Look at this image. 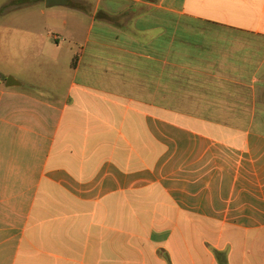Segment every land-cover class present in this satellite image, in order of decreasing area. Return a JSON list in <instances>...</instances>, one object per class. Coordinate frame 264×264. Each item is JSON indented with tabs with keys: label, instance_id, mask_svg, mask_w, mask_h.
I'll list each match as a JSON object with an SVG mask.
<instances>
[{
	"label": "crops",
	"instance_id": "1",
	"mask_svg": "<svg viewBox=\"0 0 264 264\" xmlns=\"http://www.w3.org/2000/svg\"><path fill=\"white\" fill-rule=\"evenodd\" d=\"M41 3L0 5V264H264V0Z\"/></svg>",
	"mask_w": 264,
	"mask_h": 264
},
{
	"label": "rangeland",
	"instance_id": "2",
	"mask_svg": "<svg viewBox=\"0 0 264 264\" xmlns=\"http://www.w3.org/2000/svg\"><path fill=\"white\" fill-rule=\"evenodd\" d=\"M2 1L3 0H0V5L2 4ZM39 6L41 8H44L47 15L42 16V14H40L39 10L35 11L36 16L34 18H36V19L34 21L33 26H38V27H41L43 29L44 28L49 29L51 26V23L49 22V18L54 19V23H57L58 26H61V21L66 19L69 22V26H71L73 17L69 16V13H68L69 12L68 10H71L70 5H67L65 7H50V8H48L45 6L44 3H41V4H39ZM21 12L19 13L20 15L22 14ZM21 18H23V16ZM26 21L29 23V25H31V20H26V19H19L18 20V22L20 23L21 26H28ZM83 21H84V23L81 25H83V27H88L89 26V20L84 19ZM48 22H49V25H48ZM2 23H4V21H3L2 16H0V25ZM11 23H12V20H11V18H9L8 24H11ZM44 33H45V37L47 38L48 33H51V32H50V30H45ZM29 42H30L29 36H14L12 34H4V35L0 34V44L2 43L4 45L5 49L8 52V55H9V59L7 62L5 61V59H4V62H2V60L0 59V69H2L5 73H11L12 76L15 75L16 77H18V79H20L24 82H27L29 79V78H26L29 76V71L26 70V68H24V66L21 67V66H17L14 64V62L12 60V53H13L14 43H18L19 45L23 46ZM49 42L55 43V40L49 39Z\"/></svg>",
	"mask_w": 264,
	"mask_h": 264
},
{
	"label": "water",
	"instance_id": "3",
	"mask_svg": "<svg viewBox=\"0 0 264 264\" xmlns=\"http://www.w3.org/2000/svg\"><path fill=\"white\" fill-rule=\"evenodd\" d=\"M66 4V0H46V6L52 7L54 5H64ZM16 82H14V79L9 77L7 80V86H14Z\"/></svg>",
	"mask_w": 264,
	"mask_h": 264
}]
</instances>
